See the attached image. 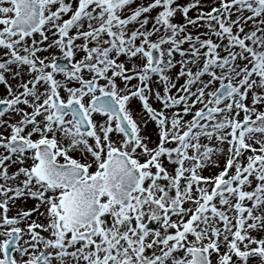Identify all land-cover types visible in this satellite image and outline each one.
<instances>
[{"label": "snow or ice", "instance_id": "1", "mask_svg": "<svg viewBox=\"0 0 264 264\" xmlns=\"http://www.w3.org/2000/svg\"><path fill=\"white\" fill-rule=\"evenodd\" d=\"M0 264H264V0H0Z\"/></svg>", "mask_w": 264, "mask_h": 264}]
</instances>
